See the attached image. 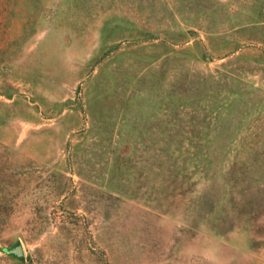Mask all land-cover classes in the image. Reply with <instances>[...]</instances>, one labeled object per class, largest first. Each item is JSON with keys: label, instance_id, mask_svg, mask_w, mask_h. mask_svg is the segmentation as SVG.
<instances>
[{"label": "rangeland", "instance_id": "obj_1", "mask_svg": "<svg viewBox=\"0 0 264 264\" xmlns=\"http://www.w3.org/2000/svg\"><path fill=\"white\" fill-rule=\"evenodd\" d=\"M0 264H264V0H0Z\"/></svg>", "mask_w": 264, "mask_h": 264}, {"label": "water", "instance_id": "obj_2", "mask_svg": "<svg viewBox=\"0 0 264 264\" xmlns=\"http://www.w3.org/2000/svg\"><path fill=\"white\" fill-rule=\"evenodd\" d=\"M10 254H13L18 257L24 256V248L21 243L16 244L14 247L6 249Z\"/></svg>", "mask_w": 264, "mask_h": 264}, {"label": "trees", "instance_id": "obj_3", "mask_svg": "<svg viewBox=\"0 0 264 264\" xmlns=\"http://www.w3.org/2000/svg\"><path fill=\"white\" fill-rule=\"evenodd\" d=\"M3 251L7 252L9 255H13V254H10L6 249H3Z\"/></svg>", "mask_w": 264, "mask_h": 264}]
</instances>
